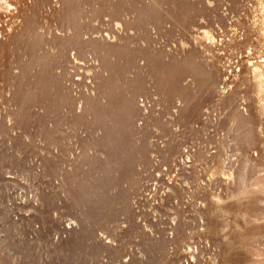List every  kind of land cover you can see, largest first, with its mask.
I'll return each mask as SVG.
<instances>
[{"label": "rangeland", "instance_id": "rangeland-1", "mask_svg": "<svg viewBox=\"0 0 264 264\" xmlns=\"http://www.w3.org/2000/svg\"><path fill=\"white\" fill-rule=\"evenodd\" d=\"M261 1L0 0L3 264H264L262 195L212 174L219 154L228 172L246 166L249 188L264 175V111L248 70L264 59ZM77 27L84 38H124L111 164L101 109L78 116L97 92L98 57L72 45L56 56ZM129 91L141 113L121 110ZM99 178L96 194L86 189Z\"/></svg>", "mask_w": 264, "mask_h": 264}, {"label": "bare ground", "instance_id": "bare-ground-1", "mask_svg": "<svg viewBox=\"0 0 264 264\" xmlns=\"http://www.w3.org/2000/svg\"><path fill=\"white\" fill-rule=\"evenodd\" d=\"M260 3H261L260 4V6H261V9H260V19L255 24V27L257 28V32L259 34V37H260L261 41L264 44V0H262ZM151 5H152V3H151ZM118 13L119 12H117V14ZM74 23H76V22L75 21L68 22V27H70V28L73 27L75 25ZM81 29H83V28H80L79 29L77 27L73 32H71L72 34L70 33L71 36H68V37H66V36L65 37H62L61 36L60 37L61 38V42L58 45L59 46V49H60V53H59V55H56V56L65 57L66 58L67 57V52H66L67 49L66 48H67L68 45H72V46H74V47L77 48V50L79 52V55H81V56H84L87 52H92V53L95 54V56L98 57V60L100 61V68L95 73V76H94V78H95V85H96V89L95 90L97 92L95 94H90V95H86V96L83 97V100H84L83 107L80 106V108H82V111H81L80 114H78V116H82L84 114H92V115H94V113H98V110H97L98 108L101 109V113L100 114L103 115L104 122L106 123V125H107V123L108 124L110 123V126L109 127L105 126V128H104L105 131L102 130V132H104L103 135L101 134L102 135L101 138L102 139H105L106 144H108V145L105 144L106 145V148H107L106 151L104 152L105 155H106V159L103 158V160L104 159L105 160L108 159L109 160V163L111 164V162H113L112 155L115 156L114 154H112L113 150H115L114 149V140H115V132L114 131L115 130H114V124H113V117H112L113 111H115V110H114L113 100H112V98H113L112 96L114 94V87H113V84H112V79H113V77L115 78V74H116L115 66H116V64H121V62L123 60L122 53H124L123 47L125 46V43H123L122 40L124 38H122L121 36H117L114 33L112 35L107 34L105 37L102 36V38L101 37L84 38L83 37V32L84 31H82ZM200 37H202L204 40L208 41L209 44L214 42V37H213L212 33L209 30H207V29H202L201 30ZM55 40H56V38L52 40V43L56 44ZM127 52H128V50H127ZM50 53H52V52H50ZM50 53H48L47 56H49L50 59H53L55 57V54H50ZM139 55L134 56L133 57L134 60H135V57L137 58ZM77 58H79V57H77ZM263 58H264V54H263ZM186 59H187V63H189V62L192 61L191 58H189V57H187ZM36 65L37 66H40L41 63H38ZM263 67H264V59H263V61H260L258 63H250L249 66H248L249 73H250V75L252 77V82H253L254 89H255V91H256V93L258 95V98L260 97V99L262 101V104H260L261 106L259 105L260 106L259 108L261 110L258 108L260 111H264V71H263ZM51 76L53 78V83H54L53 86H52V88L55 87V86H56L55 88H57V85H59L58 88L62 91V93H64L65 95H67V97L68 96L70 97V94L68 93V88L65 87L63 84H61V82H60L61 79H59V77L57 78L53 73H51ZM191 83H192V81H191ZM189 85H190V82L189 83H186L185 87H187ZM228 91H229V86L226 85L225 87L224 86L222 87V91H221L222 93H228ZM129 93H130V95H129ZM72 98H71V100H72ZM234 102H235V97L234 96H231L228 99V104L231 106V105L234 104ZM184 104L181 105V102H180V104L178 106H182L183 107V106H186V104L188 105V103H184ZM142 108H143V105H142ZM144 109H146L145 105H144ZM121 110H124V111L128 110L130 113L131 112L132 113L133 112L134 113L135 112L141 113V109L139 108V106L137 104V101L135 100V94L133 92H131V91L127 92V95H126L125 100H124V103H123V108H121ZM260 113H262V115H263V112H260ZM142 114H143V112H142ZM235 114H236L234 116L235 120L238 119V118L243 119L241 113L238 110H235ZM96 117H99L98 114H97V116L94 117V120H95ZM102 127H104V125ZM100 139H99V141H100ZM183 154L186 156V159H190L191 158L190 157L191 154L188 151H185ZM114 158H116V157H114ZM200 158H203V156H200ZM110 160H111V162H110ZM213 160H215V162H216V164H214V165H216V167L214 168L215 171L213 173L211 172L212 174L218 173V175L220 174L223 177H225L224 180L227 179L228 181L229 180L230 181L231 180L233 181L235 179L237 182L234 181V183L236 182L235 184H238L239 185V188H241L240 191H242L241 192L242 195L251 196L250 197L251 199H253L252 196H257L256 197V200L258 199V196H259V198H260V199H258L259 201H261L260 195H262V198L264 200V195H263L264 194V175H260L259 174L260 177L257 175V177H259V178H257L256 181L254 179L255 182L253 181V185L251 183V185L253 187L251 186L252 188H249V186L246 185L247 184L246 183L247 182V179H246V176H245V174H246V166H242V168L245 167L244 168L245 169V173L242 171L244 169H242L236 175V174H233V171L234 170L232 172H230L231 169H232V167H231V169H230L229 172H228V169L226 170L225 163H224L223 160H221V157H220L219 154L216 155V156H214L213 157ZM215 162H213V163H215ZM247 162H248L247 160H244V162H243L244 165H248ZM156 164H157V161L155 162V165ZM117 165H118V162H117ZM214 165H213V167H214ZM115 166L116 165H114V167ZM263 167H264V165H263ZM240 169H241V167H240ZM261 169L264 170L263 168H261ZM166 171H168V170H166ZM259 172H261V171H259V169H258V172L257 173H259ZM262 173H264V171ZM159 174H162V170H159ZM100 177L102 178V176H100ZM218 177H216V178H218ZM104 179H105V176H104ZM100 180L102 181V179L99 178V180L97 181V183H93V184L91 183V184H87V185L84 184V185L87 186L86 189H88V188H89L88 190L92 189L93 193H95V191L100 187V184H102V182ZM221 180H223V179H221ZM156 185L157 184H155L154 185V188H153L154 189V192L157 189V186ZM165 187L167 188V190L170 191V187H168V186H165ZM84 189H85V187H84ZM92 191H90V192H92ZM82 192H83V190H82ZM236 195L233 196V194H232L231 196H233L232 198L236 197V199H237V196ZM84 196H88V195H84ZM215 196H217V194L214 195V197L213 196L212 197L215 198ZM92 197H94V195ZM215 199L217 201H223L224 200V199L222 200V198H220V197H216ZM212 201L214 202V200H212ZM236 201L239 202L238 200H236ZM220 203L221 202H219V205H220L219 211H223V212L226 211L225 208L221 207V204ZM224 203L225 202L223 201V204ZM219 205L216 204L214 206H219ZM226 221H227V219H226ZM12 223H14V226H16V223L15 222H12ZM15 229H17V228H15ZM18 229H17V231H18ZM3 263H6V262L3 261L0 264H3Z\"/></svg>", "mask_w": 264, "mask_h": 264}, {"label": "snow or ice", "instance_id": "snow-or-ice-1", "mask_svg": "<svg viewBox=\"0 0 264 264\" xmlns=\"http://www.w3.org/2000/svg\"><path fill=\"white\" fill-rule=\"evenodd\" d=\"M231 264H239V262H235V261H233V262H231Z\"/></svg>", "mask_w": 264, "mask_h": 264}]
</instances>
